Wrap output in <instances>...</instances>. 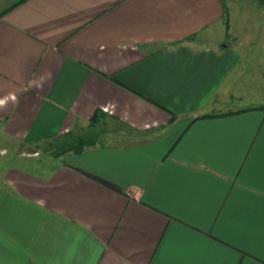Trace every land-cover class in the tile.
Returning <instances> with one entry per match:
<instances>
[{"label": "crops", "instance_id": "1", "mask_svg": "<svg viewBox=\"0 0 264 264\" xmlns=\"http://www.w3.org/2000/svg\"><path fill=\"white\" fill-rule=\"evenodd\" d=\"M263 84L258 0L4 12L0 143H96L0 169V264H264Z\"/></svg>", "mask_w": 264, "mask_h": 264}, {"label": "rangeland", "instance_id": "2", "mask_svg": "<svg viewBox=\"0 0 264 264\" xmlns=\"http://www.w3.org/2000/svg\"><path fill=\"white\" fill-rule=\"evenodd\" d=\"M19 0H0V13L9 8L10 6L17 3ZM239 2H237V5ZM240 9L237 10L235 22L243 21V8L240 4ZM253 21V20H252ZM250 22V21H249ZM260 93H257V97L264 101V84ZM222 111V110H215ZM111 135L115 134V131L112 129ZM91 131L85 130V132L74 133L75 136L91 134ZM99 134V130L93 132L94 135ZM101 135V134H100ZM50 143H43L38 147H29L21 143H12L4 144L0 143V169L8 165H23L26 167H35V166H51V163L56 159H61L64 153L60 156H53L52 152L48 150ZM63 159V158H62Z\"/></svg>", "mask_w": 264, "mask_h": 264}, {"label": "trees", "instance_id": "3", "mask_svg": "<svg viewBox=\"0 0 264 264\" xmlns=\"http://www.w3.org/2000/svg\"><path fill=\"white\" fill-rule=\"evenodd\" d=\"M24 0H19L14 5L7 8V10L0 13L2 15L4 12L10 10L11 8L17 6L22 3ZM261 4L264 5V0H258ZM228 11L226 12V20L228 24ZM98 121V115H95L91 120V126L94 125ZM50 143L48 150L52 152L53 156H60L67 152H75L80 153L84 150L86 146L92 145L96 143V138L91 134L75 136L73 133H65L55 138Z\"/></svg>", "mask_w": 264, "mask_h": 264}]
</instances>
